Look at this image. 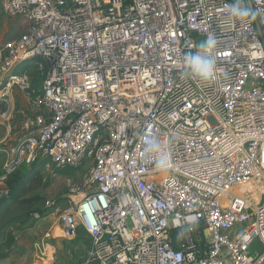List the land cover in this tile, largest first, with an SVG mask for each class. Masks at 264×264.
Listing matches in <instances>:
<instances>
[{
	"label": "built area",
	"instance_id": "built-area-1",
	"mask_svg": "<svg viewBox=\"0 0 264 264\" xmlns=\"http://www.w3.org/2000/svg\"><path fill=\"white\" fill-rule=\"evenodd\" d=\"M0 2L25 27L0 43V119L21 130L2 197L22 167L90 162L66 209L44 203L63 239L88 236L85 264H264V0L243 22L235 0ZM209 38L202 82L185 55Z\"/></svg>",
	"mask_w": 264,
	"mask_h": 264
},
{
	"label": "rangeland",
	"instance_id": "rangeland-1",
	"mask_svg": "<svg viewBox=\"0 0 264 264\" xmlns=\"http://www.w3.org/2000/svg\"><path fill=\"white\" fill-rule=\"evenodd\" d=\"M24 28L19 20L9 19L3 15L0 2V43L12 39L17 33L24 32ZM22 69L30 70L33 76L37 75L34 62H25L18 70ZM18 110V106L14 105V111ZM11 139L12 136L8 135L6 127L0 125V149L11 144ZM90 168L91 163L85 162L77 168L62 170L52 171L44 167H38L33 171L26 169L21 173L22 175L27 176L33 173L30 176L31 180L26 182V186L36 189L26 196L36 199L32 204L20 205L10 199V195L8 197L0 195V220L10 223V229L16 237V244L10 255L1 260L0 264H84L86 248L83 246L82 250H78L75 247L78 242L77 236L73 240L61 237L59 230L54 227L55 217L53 219L52 212L44 209V203L51 201L62 210L66 209L69 190L83 185ZM36 213L41 215L38 220L34 218ZM50 229L54 231L52 237L45 238ZM82 236H85L83 232ZM84 242H87V238L80 243ZM251 249L256 251L261 249L258 241L254 242Z\"/></svg>",
	"mask_w": 264,
	"mask_h": 264
},
{
	"label": "clouds",
	"instance_id": "clouds-1",
	"mask_svg": "<svg viewBox=\"0 0 264 264\" xmlns=\"http://www.w3.org/2000/svg\"><path fill=\"white\" fill-rule=\"evenodd\" d=\"M230 15L234 20L241 22L254 18L252 9L243 0H235V3L230 6ZM214 46L215 41L209 38L199 45L196 53L185 55V67L202 82H211L217 71L216 61L211 51Z\"/></svg>",
	"mask_w": 264,
	"mask_h": 264
},
{
	"label": "trees",
	"instance_id": "trees-1",
	"mask_svg": "<svg viewBox=\"0 0 264 264\" xmlns=\"http://www.w3.org/2000/svg\"><path fill=\"white\" fill-rule=\"evenodd\" d=\"M22 32L20 34H22ZM20 34L17 33L16 36H14L13 38L18 37ZM36 79H37L36 83L37 85H39L41 83V80L38 77ZM5 110H6L5 106L2 107L0 106V112H4ZM41 163H43V161L29 168L22 167L9 178V180L7 181V188L9 190L10 199H13L20 205L32 204L35 198L31 199V198H27L26 196L34 192L36 189L26 186V182L27 181L29 182L31 180L30 176L33 175V173L31 172L30 175L27 176L22 175L21 173L26 169H31V171H33ZM80 231L83 232L81 229H79L78 236L80 234ZM15 244H16V237L14 232L10 229V223H8L5 220H0V261L8 258Z\"/></svg>",
	"mask_w": 264,
	"mask_h": 264
},
{
	"label": "crops",
	"instance_id": "crops-1",
	"mask_svg": "<svg viewBox=\"0 0 264 264\" xmlns=\"http://www.w3.org/2000/svg\"><path fill=\"white\" fill-rule=\"evenodd\" d=\"M9 105H10L9 106L10 111H12V108L14 109V105H17L18 108L26 107L27 106V99L23 95H21V94H19L17 92H14L13 95H12V97H11V99H10ZM19 121L20 120L13 122L12 123V126L9 127L6 118L0 119V125L6 127V131L8 132V135L11 134V136H12V139L11 140H12V142L15 141V140H17L20 137V135H21V130L19 128V126H20V122ZM1 165H2V162L0 163V168H1ZM52 216H53V219H54L55 216L54 215H52ZM54 227L57 228L56 217L54 219ZM53 233H54V231H52V229H50L47 234L49 235V237H52V234ZM59 233H60V231H59ZM84 238H87V242H84L83 244H81L80 242L84 241ZM76 239H78V242L76 243V246L75 247L78 250H82V248L84 246L86 248V253H87V251H89V249H90V240H89L88 236L86 234H85V236H82V232H80L79 236L77 234V238ZM83 263L85 264V261Z\"/></svg>",
	"mask_w": 264,
	"mask_h": 264
},
{
	"label": "water",
	"instance_id": "water-1",
	"mask_svg": "<svg viewBox=\"0 0 264 264\" xmlns=\"http://www.w3.org/2000/svg\"><path fill=\"white\" fill-rule=\"evenodd\" d=\"M259 30V29H258Z\"/></svg>",
	"mask_w": 264,
	"mask_h": 264
}]
</instances>
